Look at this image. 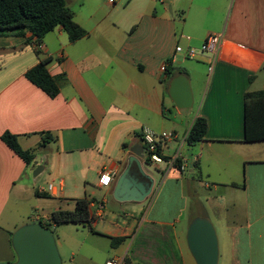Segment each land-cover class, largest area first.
Instances as JSON below:
<instances>
[{
  "label": "crops",
  "instance_id": "0c3cea01",
  "mask_svg": "<svg viewBox=\"0 0 264 264\" xmlns=\"http://www.w3.org/2000/svg\"><path fill=\"white\" fill-rule=\"evenodd\" d=\"M66 3L73 20L86 30L77 40H70L61 25L47 32L38 47L28 39L29 31L0 35V219L10 201L20 202L31 193L41 206H35L40 211L29 214L28 222L49 220L60 208L73 209L75 199L86 195L95 231L87 228L107 239L109 249L100 260L86 252L81 264H104L112 257L121 264L125 257L133 264H195L185 232L192 217H209L212 211L229 229L238 225L222 253L219 246L218 264H253L254 256L264 258V140L244 139L243 115L244 94L264 89V0ZM211 33L223 39L216 55L175 52L176 45L199 48ZM46 57L59 87L54 97L25 75ZM178 74L189 81L192 104L183 108L188 112H181L169 96V84ZM177 116L186 124L183 129L177 127ZM196 116L206 119L207 129L193 145L195 151L184 146L192 152L191 167L188 162L185 171L172 175L153 167L159 176L185 183V199L194 209L184 229L148 216L154 186L141 201L116 200L115 181L131 150L143 145L142 130L180 136ZM5 131L15 134L22 148L35 151L33 161L44 165L37 175L33 161L27 164L2 140ZM46 132L52 137L44 141ZM177 143L178 138L166 142L164 158ZM102 170L112 172L108 186L98 183ZM197 183L212 193L205 201ZM219 189L243 202L234 198L225 205ZM17 226L0 223V262L15 260L10 233ZM112 236L125 239L113 247Z\"/></svg>",
  "mask_w": 264,
  "mask_h": 264
},
{
  "label": "trees",
  "instance_id": "16d2710c",
  "mask_svg": "<svg viewBox=\"0 0 264 264\" xmlns=\"http://www.w3.org/2000/svg\"><path fill=\"white\" fill-rule=\"evenodd\" d=\"M60 25L72 41L81 38L86 33V30L73 20V10L67 5L66 0H0V35H24L26 31H29L31 36L28 39L37 45L47 32ZM49 59L50 57L40 59L37 64L26 71L25 75L49 96L54 97L58 94L59 87L47 70L46 63ZM243 115L244 139L247 141L264 140V89L247 91L244 94ZM206 129V119L203 116H196L188 129L186 145L191 147L202 140ZM46 136L47 138L52 137L46 132L44 141L47 140ZM1 138L27 164L33 161L35 151L22 148L15 134L5 131ZM42 145L40 143V146ZM161 147L159 145V152L162 150ZM192 164L195 166L194 162ZM90 202L91 200L86 195L78 197L75 199L73 209L54 210L49 220H38V222L47 228H50L52 224L71 222L95 231L92 226L94 217L90 211ZM110 239L111 245L115 247L125 237L112 236ZM123 261L124 264H133L128 257H125Z\"/></svg>",
  "mask_w": 264,
  "mask_h": 264
},
{
  "label": "water",
  "instance_id": "95a60500",
  "mask_svg": "<svg viewBox=\"0 0 264 264\" xmlns=\"http://www.w3.org/2000/svg\"><path fill=\"white\" fill-rule=\"evenodd\" d=\"M169 96L177 108H188L192 104L189 81L184 74L172 78ZM143 145L131 150L127 165L118 175L113 197L118 201H141L148 197L154 186V178L143 168ZM191 167L192 152L187 150ZM44 160L43 157H40ZM33 175H37L43 164L33 161ZM187 248L195 264H218L219 243L215 227L205 215L191 218L185 235ZM15 253L14 261H1L0 264H61L62 260L55 239L46 226L40 222H28L16 228L10 236Z\"/></svg>",
  "mask_w": 264,
  "mask_h": 264
},
{
  "label": "rangeland",
  "instance_id": "374dc122",
  "mask_svg": "<svg viewBox=\"0 0 264 264\" xmlns=\"http://www.w3.org/2000/svg\"><path fill=\"white\" fill-rule=\"evenodd\" d=\"M180 111L188 112L186 109H180ZM175 121L178 123V129H183L186 125L184 123L181 124L178 122V116L176 117ZM177 145H170L167 150H165L170 155H173L176 151ZM163 147L165 148V146ZM192 147L195 151V147ZM182 149H184V147ZM159 166L164 168L165 162L159 163ZM153 167L154 165L151 164L150 161L143 163L144 170L153 175L155 180L153 193L147 201L149 211L148 216L174 221V224L177 228L182 227L184 229L185 218L187 217V214L194 209V207L190 205V202L185 199V183L183 181L178 183L174 179H167L163 175L159 176L158 172H155L156 169ZM181 184L183 188L182 190ZM199 185L201 187H199ZM195 188L199 189V194L204 201L207 197L212 195L209 189L204 187L202 183L195 184ZM220 189L219 193L224 194L223 202L225 205H231L230 202L234 198H236L240 203L243 202V197H235L234 193L226 192L224 190H221L220 192ZM236 193L240 195L239 190L236 191ZM40 203L41 199L32 193L26 195V197L20 202L14 203L13 201H10L4 210L3 216L0 219V223L7 226L9 229H13L15 224L18 225V228L19 226L28 223V221L31 220L29 218V214L33 216L38 214L40 209L35 210L34 208L35 206H41ZM183 205H185L186 208L182 209ZM208 218L215 227L218 243L222 253L225 245H228L231 241V238H234V235H232L231 232L234 231L238 225L234 224L233 227L229 229V225L226 227V224H223L222 220L219 219V216H217V214L212 211H209ZM49 230L55 239L57 249L62 260L61 264H81V256L86 252L91 254L94 259L100 260L103 259L107 250L109 249L107 239L93 235V233L87 227H83L76 223L64 222L53 224L50 226ZM253 264H264V258L254 256Z\"/></svg>",
  "mask_w": 264,
  "mask_h": 264
},
{
  "label": "built area",
  "instance_id": "2783aa9c",
  "mask_svg": "<svg viewBox=\"0 0 264 264\" xmlns=\"http://www.w3.org/2000/svg\"><path fill=\"white\" fill-rule=\"evenodd\" d=\"M222 40L223 39L221 34L211 33L206 36L199 48L188 47L187 49L183 50L180 45H176L175 52H184V54L187 56H195L198 52L209 51L216 55L218 49L222 44ZM38 45L40 44H37L36 46L38 47ZM167 63L168 62L166 61L160 66L161 71L166 70ZM188 129L182 135L178 136L175 131L156 132L151 129L144 128L141 134L143 142V162L146 163V161H150L151 164H153L155 167H157L159 163L165 162V167L161 169V172L164 175H172L175 172H181V170L186 169L188 164V156L186 150L182 148L186 145ZM174 138H178V145L176 151L173 155L169 156L168 158H164L162 150L161 152H159V145L162 146L161 148H163V146L166 145V142ZM112 181V172L102 170L99 173V185L108 186L112 183ZM50 186L51 185H49V187ZM97 208H103L102 200L97 203ZM104 264H121V260L117 257H112L107 259Z\"/></svg>",
  "mask_w": 264,
  "mask_h": 264
}]
</instances>
